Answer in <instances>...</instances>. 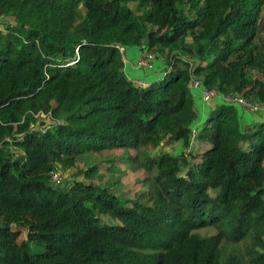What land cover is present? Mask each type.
I'll use <instances>...</instances> for the list:
<instances>
[{"label":"trees","instance_id":"trees-1","mask_svg":"<svg viewBox=\"0 0 264 264\" xmlns=\"http://www.w3.org/2000/svg\"><path fill=\"white\" fill-rule=\"evenodd\" d=\"M0 17V264H264V112L218 101L202 121L192 86L264 105V0H0ZM131 48L166 74L130 79ZM97 154L106 172L79 167Z\"/></svg>","mask_w":264,"mask_h":264},{"label":"built area","instance_id":"built-area-1","mask_svg":"<svg viewBox=\"0 0 264 264\" xmlns=\"http://www.w3.org/2000/svg\"><path fill=\"white\" fill-rule=\"evenodd\" d=\"M121 50L123 53L125 52L123 47H121ZM156 60L157 59L152 52H150L149 50H143L138 59V66L143 69H151L153 68ZM184 60L187 63L188 69L192 70L194 61L189 59H184ZM134 81L142 87H146L149 84H151L144 79H138ZM192 86L200 90L202 98L205 102H210L214 99H217L220 103L222 102L234 103L241 106L243 109H247L254 112H264V105L251 102L239 95H222L216 89H204L201 87V82L197 79H192ZM44 115L45 114H43L42 116ZM50 115L53 119H55V117L52 114ZM198 131L199 130L193 129L194 136L197 135ZM193 143L195 144V142ZM51 180L53 183L57 185L63 184L64 182L63 170L61 168H56L55 170H53L51 173Z\"/></svg>","mask_w":264,"mask_h":264},{"label":"rangeland","instance_id":"rangeland-1","mask_svg":"<svg viewBox=\"0 0 264 264\" xmlns=\"http://www.w3.org/2000/svg\"><path fill=\"white\" fill-rule=\"evenodd\" d=\"M132 53H135V55H132ZM127 56L129 59H138V55H140V52L136 50H134V48H131L129 50H127L126 52ZM164 65H161V67H163ZM162 72L165 73V71L163 70ZM163 73V74H164ZM215 100V99H214ZM213 101V100H212ZM243 109V108H242ZM253 113H255L254 111H251ZM251 116H253L252 113H250ZM251 117L249 116L248 112H246L245 117L242 119V122H244V124H247L248 122H250ZM199 123V122H198ZM196 126H201L200 124H196ZM207 147H205L206 149ZM204 147L198 148V153H201L202 151L205 150ZM165 150H170V149H165ZM182 150V147H179L175 152L176 153H180ZM118 153H121V151H118ZM111 158L110 154L105 155V154H97V155H93L90 157V160L84 159L81 160L79 162V167L80 168H85L88 165L91 164H99L100 165V169L104 172H106V168L109 167L111 165V163L108 162V159ZM78 168V167H77ZM121 171H123L122 177L120 179H122L121 182V186L122 187V191H130V192H135L139 186V184H137V177L139 178L140 176H142L140 174V172L138 171H134L132 169H129L125 166L124 163H121L119 165V168ZM63 170V169H62ZM77 169H68V170H63L64 173V181L72 178L74 176L75 173H77ZM73 179V178H72ZM202 233H205L204 231ZM209 234L214 233V231H209Z\"/></svg>","mask_w":264,"mask_h":264},{"label":"crops","instance_id":"crops-1","mask_svg":"<svg viewBox=\"0 0 264 264\" xmlns=\"http://www.w3.org/2000/svg\"><path fill=\"white\" fill-rule=\"evenodd\" d=\"M136 50V49H134ZM137 51L140 52L141 55V49H137ZM132 55H135V53H132ZM138 55V59L139 56ZM138 59H129L128 56L124 58L125 60V72L128 75V77L130 79L133 80H138V79H144L149 83H154L159 77L162 76V71L165 69V67H161V65H164L162 63V61L160 60H156V62L154 63L153 68L151 69H143L141 67L138 66ZM197 90V94H196V103H197V109L199 111V119L202 118V121L206 120V118L208 117V114L210 112V107L216 103H218V100L215 99L213 101L210 102H205L202 98L201 92L200 90ZM245 111H248L245 109ZM253 114V113H252ZM251 121V120H250ZM196 130H199L200 127L196 126V124L193 127ZM209 142L208 141H202L199 142V144L197 145L196 150L198 151V148L201 147H209Z\"/></svg>","mask_w":264,"mask_h":264},{"label":"water","instance_id":"water-1","mask_svg":"<svg viewBox=\"0 0 264 264\" xmlns=\"http://www.w3.org/2000/svg\"><path fill=\"white\" fill-rule=\"evenodd\" d=\"M3 21V19L0 17V23Z\"/></svg>","mask_w":264,"mask_h":264}]
</instances>
